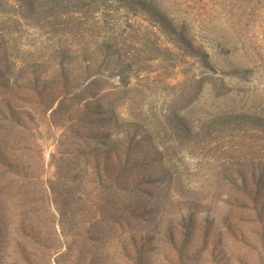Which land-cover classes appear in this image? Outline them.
I'll list each match as a JSON object with an SVG mask.
<instances>
[{
  "label": "rangeland",
  "instance_id": "rangeland-1",
  "mask_svg": "<svg viewBox=\"0 0 264 264\" xmlns=\"http://www.w3.org/2000/svg\"><path fill=\"white\" fill-rule=\"evenodd\" d=\"M184 1L196 91L148 9L0 0V264H264V0Z\"/></svg>",
  "mask_w": 264,
  "mask_h": 264
},
{
  "label": "trees",
  "instance_id": "trees-1",
  "mask_svg": "<svg viewBox=\"0 0 264 264\" xmlns=\"http://www.w3.org/2000/svg\"><path fill=\"white\" fill-rule=\"evenodd\" d=\"M66 3L71 2V6L69 9H89L92 13L93 12H104L103 14H107L108 10L110 9H124L126 12L133 11L134 9H141L146 10L148 9L151 16L160 17V20L166 21V32L171 33L176 39L181 47H184L185 50L188 51L189 55L194 57L201 63V66L205 69L203 72V78H199V80L194 81V87L196 91V87H202V83L204 77L206 75L214 74L213 68L210 65V58L208 53L205 51L204 43L198 39H202L204 37H197L195 34L192 36L189 34V30L187 24L185 23L184 19H180L178 17L179 23L176 25H171L172 23L170 19H167L165 14H163L161 9H183L185 8L183 5H188V2L184 0H65ZM76 2L77 4L72 5V2ZM233 1V0H231ZM236 1V0H235ZM240 1V0H239ZM241 3V2H240ZM250 6V5H249ZM206 4L199 1V7L196 9H205ZM241 9H254L253 7H246V5H242ZM188 8V7H187ZM186 9V8H185ZM189 9V8H188ZM114 11V10H113ZM169 21V23H167ZM165 30V29H164ZM168 30V31H167ZM219 50L223 48V45L219 46ZM110 49V48H109ZM108 49L105 47L104 51L107 52ZM222 52V51H221ZM101 55V54H100ZM99 55V56H100ZM85 62V61H84ZM83 62V64H84ZM87 66H85L86 71ZM2 80V79H0ZM221 85V84H220Z\"/></svg>",
  "mask_w": 264,
  "mask_h": 264
}]
</instances>
